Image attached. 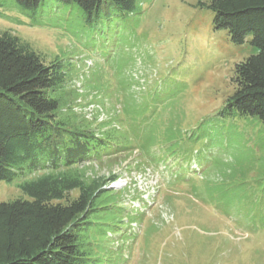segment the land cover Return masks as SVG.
Instances as JSON below:
<instances>
[{
    "label": "rangeland",
    "instance_id": "obj_1",
    "mask_svg": "<svg viewBox=\"0 0 264 264\" xmlns=\"http://www.w3.org/2000/svg\"><path fill=\"white\" fill-rule=\"evenodd\" d=\"M208 1L139 0L132 13L103 9L90 21L57 7L31 25L14 0H0V33L11 32L46 62L68 65L65 87L77 90L70 107L80 124L118 130L129 98L121 89L130 86L165 124L201 138L190 180L196 194L189 183H166L163 166L137 169L136 151L85 164L88 176L113 194L112 213H104L90 238L89 264H264V126L217 116L234 92L235 65L256 50L248 39L233 44L213 29V15L202 6ZM236 141L241 145H225ZM205 150L210 155L203 157ZM227 166L241 174H225ZM14 184H0V203L22 197Z\"/></svg>",
    "mask_w": 264,
    "mask_h": 264
},
{
    "label": "trees",
    "instance_id": "obj_2",
    "mask_svg": "<svg viewBox=\"0 0 264 264\" xmlns=\"http://www.w3.org/2000/svg\"><path fill=\"white\" fill-rule=\"evenodd\" d=\"M14 1L15 9L32 19L31 25L38 22L37 15L57 7L80 11L90 21L103 9L132 13L139 2ZM202 6L211 11L215 31H225L237 45L248 39L256 50L235 65L234 92L217 116L255 118L264 126V0H209ZM69 75L62 59L46 62L11 32L0 33V184L15 183L22 195L0 203V264H89L90 238L104 213H112L113 194L98 186V178L88 176L86 163L136 151L137 169L158 172L163 166L159 174L165 172L166 183H189L198 193L190 182L202 154L195 149L198 133L183 132L171 121L165 124L149 100L139 99L130 86L121 89L129 98L122 101L118 130L95 132L72 112L70 103L78 95L65 87ZM96 89L100 93L102 87ZM233 133L239 137L238 132H227ZM207 154L209 150L203 157ZM222 171L231 177L241 174L231 166ZM38 172L41 175L28 178ZM74 191L78 196L70 199Z\"/></svg>",
    "mask_w": 264,
    "mask_h": 264
}]
</instances>
